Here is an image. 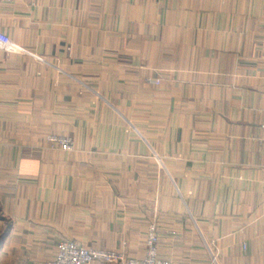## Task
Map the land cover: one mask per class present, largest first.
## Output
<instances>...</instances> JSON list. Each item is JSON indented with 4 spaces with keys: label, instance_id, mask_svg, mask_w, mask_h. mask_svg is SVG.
Returning <instances> with one entry per match:
<instances>
[{
    "label": "crops",
    "instance_id": "crops-1",
    "mask_svg": "<svg viewBox=\"0 0 264 264\" xmlns=\"http://www.w3.org/2000/svg\"><path fill=\"white\" fill-rule=\"evenodd\" d=\"M0 32V264L143 258L152 226L264 264V0H14Z\"/></svg>",
    "mask_w": 264,
    "mask_h": 264
},
{
    "label": "built area",
    "instance_id": "built-area-1",
    "mask_svg": "<svg viewBox=\"0 0 264 264\" xmlns=\"http://www.w3.org/2000/svg\"><path fill=\"white\" fill-rule=\"evenodd\" d=\"M14 0H0V7ZM0 50L11 52H22L23 50L15 45L12 40L0 32ZM24 52V51H23ZM40 62H47L38 58ZM57 69V68H56ZM53 143H58L64 151L72 150V143L69 139H52ZM158 236L155 226L149 230L147 237V249L143 258H128L123 254L114 253L112 251H100L86 248L85 246L73 241H64L59 244L57 254L54 259L49 260L45 264H93L96 262H107L112 264H188L185 262H176L171 259H164L159 256Z\"/></svg>",
    "mask_w": 264,
    "mask_h": 264
},
{
    "label": "rangeland",
    "instance_id": "rangeland-1",
    "mask_svg": "<svg viewBox=\"0 0 264 264\" xmlns=\"http://www.w3.org/2000/svg\"><path fill=\"white\" fill-rule=\"evenodd\" d=\"M114 253H120V254H123L125 256L126 259H128V257H126V255L120 251H114ZM178 262V261H177ZM179 262H183V261H179ZM185 263H188V264H192L190 262H185ZM93 264H112V263H107V262H96V263H93Z\"/></svg>",
    "mask_w": 264,
    "mask_h": 264
}]
</instances>
